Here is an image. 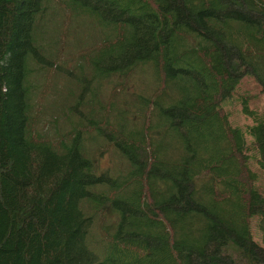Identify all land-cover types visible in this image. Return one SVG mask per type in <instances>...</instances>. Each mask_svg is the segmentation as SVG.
Here are the masks:
<instances>
[{"label":"trees","instance_id":"16d2710c","mask_svg":"<svg viewBox=\"0 0 264 264\" xmlns=\"http://www.w3.org/2000/svg\"><path fill=\"white\" fill-rule=\"evenodd\" d=\"M52 1L106 29L87 64L107 95L79 84L84 110L48 118L37 23ZM247 75L264 91V0H0V264H264V111L243 95V128L225 106ZM113 146L123 180L96 162ZM94 196L117 211L103 259Z\"/></svg>","mask_w":264,"mask_h":264},{"label":"rangeland","instance_id":"374dc122","mask_svg":"<svg viewBox=\"0 0 264 264\" xmlns=\"http://www.w3.org/2000/svg\"><path fill=\"white\" fill-rule=\"evenodd\" d=\"M37 27L40 40H42L47 54L44 56L45 64L40 66L49 71L46 70V75L49 78L46 77L43 82L46 91V98L43 103L45 116L49 118L52 113H62L64 110L69 112L70 104L73 114L77 113V110H84L72 99L73 94L78 91L79 84H83L82 90L87 93V97L95 95L96 104L99 103L101 101L100 93L105 94L107 92L103 82L105 79L97 80L94 78V70L90 68V64H87V60L93 56V46L100 41L102 33L106 29L100 27L89 11H73L53 1L48 6L45 16L42 18L41 15L38 16ZM63 54L67 55L66 59H70L68 62L59 64V66L48 63L54 60L57 55L63 59ZM105 63L107 62H103L102 65H109ZM140 76L131 79L132 90L141 84L142 78ZM243 95L253 96L252 107L264 111V91L261 90L255 77L250 75L244 77L232 97L225 103L231 112L233 123L245 128V124L252 123V121L242 113L240 100ZM114 120L119 122L120 118L116 117ZM67 124L66 118H61L58 122L59 126ZM44 127L48 129L49 123H45ZM250 138H248L249 142L251 141ZM100 142L101 140L94 135L89 145L97 147ZM112 149L113 151L102 154L97 151L96 162L102 171L108 173L113 179L123 180L126 176L124 164L116 156L117 147L113 146ZM252 161L254 162V159ZM252 168L259 174L258 184L264 194V173L258 164L253 163ZM95 192L98 193L99 189H95ZM83 204L93 212H98L97 222L89 234V244L92 250L103 259L112 251L111 240L104 239L106 236L104 231L110 232L112 236L118 225L117 211L111 204H107V208H101V212L98 209L100 201L97 196H94L90 202L84 201ZM86 213L88 214V211ZM252 232L254 238L262 242L261 233L255 226V222H252Z\"/></svg>","mask_w":264,"mask_h":264}]
</instances>
